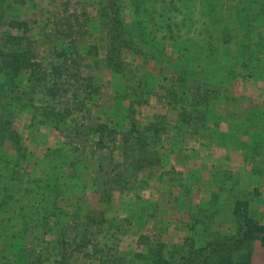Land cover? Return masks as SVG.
<instances>
[{"label": "rangeland", "instance_id": "1", "mask_svg": "<svg viewBox=\"0 0 264 264\" xmlns=\"http://www.w3.org/2000/svg\"><path fill=\"white\" fill-rule=\"evenodd\" d=\"M89 1L91 5L89 31L95 40H99L102 37V29L96 11L99 0ZM42 4L41 8L36 6L35 9H33L34 5L19 6L14 4L13 8L5 13V16L9 19L8 22L30 21V26L33 29L37 27V30L40 31V27L47 22L46 19L54 17L51 14L54 12L55 2L45 0ZM122 18L129 32L134 35L136 33L146 35L145 42L137 40V53L132 51L124 53L127 63L133 68L132 72L128 74L127 80L124 76H113L112 73L102 72V69H99L98 73L102 74H95L93 82L94 86L99 87L100 95L102 94L105 99L109 97L111 99L112 92L118 93L120 98H130L134 102L144 105L149 104L148 101L151 99L150 109H147L146 106L131 108L135 110L134 119L142 127L147 124L145 122L147 117L164 112L166 106L181 113L188 107L187 104L192 98V95L186 96L182 89H193L199 80L200 83L207 84V87L195 94H200L201 98L204 96L203 93H206L207 99L215 98L210 102V111L208 112L210 118L208 120L215 121L217 118L214 114L219 113L220 110L229 118L228 125L219 126L218 132L213 128V137L217 138L221 134L227 133L226 130L231 132V129L235 134H240L241 129L246 126L245 121L242 122V126L238 125L239 120L243 117L254 119L257 117L260 122L264 123V0H123ZM33 21H37L38 24L35 25ZM170 33L179 37L177 44L170 42ZM184 46H188L190 52L196 49L204 50L205 53L196 54V57H201L200 61L197 58L196 60L189 58L186 63V57L179 59L180 52L175 50L177 47ZM210 46H213V49ZM42 49H44L43 46ZM214 49L217 50V56H214V59L217 60L215 63L209 58H205L204 55L214 52ZM184 62L185 66H183ZM176 63L180 65L176 66ZM82 65L84 76H88L90 73L86 70L93 68L92 62L87 60L82 62ZM181 69L185 72L184 75H190V82L178 80L179 76L173 71H181ZM210 71L211 76L207 80ZM5 77L3 74L0 75V85L6 80ZM144 78L147 84L143 91L148 93L146 101L142 92L136 90L140 87V83H143ZM21 79L23 77H19L16 84ZM221 80L224 81L221 82ZM14 89L16 90V88ZM171 90H175L176 93L174 94ZM3 96L4 101L9 102L12 99L9 95ZM112 100L110 101L112 102ZM45 103L44 96H36L38 107ZM189 110L194 111L193 108H188ZM24 111L32 112L31 109ZM24 111L19 112L16 116L17 129H22V123L29 119L27 116H21ZM201 114L206 115L203 106H198L197 111L191 112V115ZM236 119L239 120L236 122ZM103 121L105 122V120L98 119V123H103ZM253 123L255 124V121ZM187 126L182 127L180 131L185 130L183 132L185 134ZM36 131L37 129L33 128L27 133L28 137L33 136L39 139L37 146L26 139V148L31 155L29 162L22 165L16 161L15 163H0V189L3 193L0 192L4 196L8 195L7 204L0 205V264H29L42 252L47 257L45 259L47 264H57L59 259L54 247L58 237L63 233L68 239L74 237L79 229L88 228L91 217L98 218L97 220L103 222L105 226L110 220L108 227L111 234L121 233L124 230L122 228L118 231L117 228L120 226L116 223L118 217H125L128 210L126 212L111 210V192L106 188L104 194L97 180L91 182L88 173H86L89 159L87 161L85 157L92 153L94 147L86 144V151L81 150L82 153L78 148L75 151V146L64 145L63 137H67L68 134V128L64 125L58 131L45 129L40 134L35 133ZM22 132L25 136L27 135L24 131ZM43 141L46 142V145H43ZM6 148L8 149L9 146ZM55 150H59V153H54ZM50 152L57 157L43 158L46 153ZM152 152H156V150L154 149ZM76 153L83 155L84 158L73 170ZM254 153L257 154V152ZM248 154L255 157L250 151ZM33 158L37 159L36 162L33 161ZM257 159L259 162H255L256 164L262 161L260 156H257ZM254 161L256 160H253L252 163ZM16 163L19 166L14 170L21 176L15 186H9L6 175L5 177L1 175L6 174L5 170L11 169L12 164ZM78 171L81 176L76 174ZM108 173L102 176L103 181L108 177ZM178 178L181 181V177ZM182 180L188 182L187 177ZM49 184L59 186V193L47 192L55 189H49ZM110 186L113 187L114 183ZM38 193H51L54 197L62 193L59 199L64 198V201L60 200L56 204L59 213L58 221H54L51 225H46L50 220L45 221L44 218L46 210L51 207L45 203L41 204L43 205L41 207L37 205ZM246 198L250 203L249 212L256 220L264 224V210H262L264 199L259 194L253 197L247 195ZM54 199L50 198V201ZM2 201L3 199L0 200V203ZM209 210L211 218L215 217L214 209ZM226 220L231 221L235 226V219L232 215ZM161 221L163 222V220ZM91 229L97 234L96 240L101 239L102 241V244L96 248L97 254L103 246L109 244L108 247H111L109 241L103 238L95 228ZM222 230L225 228L223 227ZM153 236L170 242L168 237L161 233ZM116 239L117 249L110 252L111 261L115 263L121 251L124 253L128 250L139 249L132 238L120 239L117 237ZM91 253L87 252L86 255L76 253L75 258H71V264H92L91 257H88V254L91 255ZM252 260L255 264H264V247L258 241L253 244Z\"/></svg>", "mask_w": 264, "mask_h": 264}, {"label": "trees", "instance_id": "2", "mask_svg": "<svg viewBox=\"0 0 264 264\" xmlns=\"http://www.w3.org/2000/svg\"><path fill=\"white\" fill-rule=\"evenodd\" d=\"M43 1L45 0H0V75L6 76V80L0 85V99H2L0 101V163H15L16 161L22 165L29 162L31 155L20 134L13 129V122L17 114L26 109L32 110V125L48 123L57 130L62 125L67 126V138H69V143L76 144L75 151L78 149L86 151L85 148L88 144L94 147L92 153L86 155V160H90L96 152L117 148L118 123L111 115L106 116L103 123H98V119L94 118V109L100 106L97 105L98 99H100V89L94 86L92 75L84 76L82 62L89 60L92 62L94 69L98 68L95 69L97 71L102 69V72H110L127 78L133 68L127 63L124 53L125 51L137 53L136 42L137 40L145 42L144 37L146 35L142 32V34L136 33L134 35L127 30L122 18L123 0H99L96 7L97 17L102 29V37L99 40H95L88 29L91 22L89 0H53L55 2L53 5L54 12L51 15L54 17L46 19V25L41 26L40 31L37 30V27L33 29L30 26V21L8 22L9 19L5 16V13L12 9L14 4L19 6L34 5L33 9H35L36 6L41 8ZM33 22H35V25L38 24L37 21ZM169 35H171L170 42L177 44L179 37L171 33ZM41 36L42 39H40ZM42 46L44 49H42ZM188 48V46H184L175 49L180 52L179 59L186 57V63L189 58H195V60L197 58L200 61L201 57H196V54L205 53L204 50L196 49L190 52ZM210 48L213 49V46H210ZM216 54L217 50L214 49V52L204 55L205 58H209L215 63L217 62L214 59V56H217ZM185 62L183 66L186 65ZM175 65L179 66L180 64L176 63ZM93 68L86 71L89 73L95 71ZM173 72L179 76L180 79L178 80L180 82L191 81L190 75H184L185 72L182 69ZM210 76L211 71L207 75V80L210 79ZM19 77H23V79L16 84ZM145 80L144 78L143 83H140V87L142 85L144 87H138L136 90L142 92L146 101L148 93L143 91L147 84ZM223 81L221 80V82ZM206 87L207 84L200 83L199 80L193 89H182L186 96L192 95V98L187 104L188 107L181 111L180 116L185 123L189 122L190 125H194L193 129L197 132L201 130L210 131L214 128L211 127V121H208L210 118L208 112L210 111V102L215 98L207 99L205 97L206 93H203L204 96L201 98L200 94H195V92H200ZM171 92L176 93L175 90H171ZM3 95H6V97L9 95L12 99L9 102L4 101ZM37 95L46 98V103L41 107L36 105ZM116 99L122 98L117 96ZM136 104H140V102ZM198 106L205 107L206 115H191V112L197 111ZM188 108H193L194 111H190L191 109L188 111ZM130 113L133 116L131 118V129L125 131L122 136L124 145H126L123 154H127L134 159L131 161L130 166H134V171L138 172L145 167H151L153 161L157 160L158 151L150 152L147 149L149 145L147 140L153 137L160 140L166 130V125L165 121H162L160 127L157 128L151 126L154 124H147L142 127L134 119L135 110L131 109ZM243 121H245L246 126L241 129L240 134H235L234 130L231 129L228 135V144L231 148L244 150L247 160L248 157L251 158V156H248V151L255 156L264 155V123L260 122L257 117L255 119L243 117L239 120L238 125L242 126ZM253 121H255V124ZM157 123L159 122L157 121ZM149 133H151L150 136H148ZM210 136H213L212 133ZM245 138H247V142L244 141ZM7 142L12 143L14 150L11 151L6 148ZM254 152H257V154ZM36 160V158H33L34 162ZM107 160L109 162L105 167L99 164L98 178H96L104 194L106 182L108 184L114 183V186L122 183L123 189L129 185L131 188V184L135 185V182H138L136 177L127 176L126 169H119V166L114 165V163L111 166L112 158ZM41 161L44 162V160ZM18 166L17 163L12 164L11 169L5 170L6 174L1 175L2 177L6 175L7 185L15 186L18 182L17 180L21 175L19 176V173L14 170ZM110 166L117 171L115 176H113V171H109ZM72 168L75 170V167L72 166ZM107 173L108 177L103 181L102 176ZM140 183H146V181L141 180ZM48 188L55 189L47 192L59 193L60 191V187L57 185L49 184ZM0 191L3 193L1 189ZM1 192L0 200L3 199V201L0 205L7 204L8 195L4 196ZM62 193L55 197L51 193H38L37 205L41 207L43 206L41 204L45 203L51 207L45 212V221L50 220L46 225L58 221L59 213L56 204L60 200L61 202L64 201V198L59 199ZM258 193L259 189L256 188L253 193L248 195L253 194V196H256ZM241 196L246 197L247 195L242 193ZM50 198L55 199L50 201ZM248 206L247 201L237 200L235 202L233 211L235 228L230 233L218 231L214 234L213 239L207 243L201 241L203 240L202 235L201 238L196 234L195 236H189L184 239L182 244L175 247L169 260L164 256V243L160 240L149 242L147 247L151 253L152 263L255 264L252 260L253 244L258 241L264 247V224L255 219L249 212ZM36 210L39 211L37 208ZM97 219L91 217L88 228L86 227L85 230L79 229L74 237L68 239L64 233L58 237L54 247L59 259L57 264H71V258H75L76 253L86 255L90 250L94 251L90 252L91 255L88 254V257H91L92 264L94 262L108 264L111 261L109 259L110 252L116 251L117 239L114 238L113 240V234L109 233V221L105 226L103 222ZM91 228H95L103 238H108L111 247L103 246L97 254L96 248L102 244V241L101 239L96 240L97 234ZM46 258L42 252L38 257L33 258V261L29 264H47L45 262Z\"/></svg>", "mask_w": 264, "mask_h": 264}, {"label": "crops", "instance_id": "3", "mask_svg": "<svg viewBox=\"0 0 264 264\" xmlns=\"http://www.w3.org/2000/svg\"><path fill=\"white\" fill-rule=\"evenodd\" d=\"M93 70L95 69L93 68ZM98 72L97 70L90 71L88 76L92 75L94 77ZM101 74V72L98 73V75ZM115 75L117 74H113V76ZM112 93V102L110 97L105 99L102 94L99 96L100 108L94 109L93 116L99 120H105L106 116L110 115L115 118L119 127L116 141L117 148L94 153V157L91 156V160L88 162L86 173H88L90 181H94L98 178L99 164L105 167L109 162L107 159L112 158L111 166H113V163L114 165L117 164L119 169H126L128 177H136L138 182H135V185L131 184L133 188H130L129 185L123 189L122 183L111 187V183L106 182L107 185L104 186V189L106 191V188H108L111 192V210L124 212L128 210L126 216L118 217L116 223L120 226L117 228L118 231L122 228L126 231L123 230L122 234L120 232L113 234L112 239L114 240L117 237L120 239L132 238L139 249L128 250L124 253L121 251L118 254L119 258L116 259V263L110 261L108 264H153L147 244L151 241L160 240L153 236L159 233L167 236L170 241L160 240L165 244L164 256L169 260L175 247L182 244L184 239L189 236H195L196 234L201 238L202 235L203 240L201 241L207 243L213 239L214 234L218 231L230 233V230H233L235 226L226 219L230 218L231 215L233 216L235 202L237 200L248 202L245 196H241L242 193L248 195L258 188L259 196L264 199V164H262L264 155L260 156L262 161L257 164L255 163L259 162L257 156L248 157L247 160L244 150L231 148L228 144L229 130H223L227 133L219 136L221 140L219 137L210 136L213 130L196 132L193 129L194 125H190L189 122L185 123L180 116V112H176L170 106H166L164 112L156 113L155 116L147 117V120H145L147 124H154L151 125L153 128L160 127V123L165 121L166 130L160 140L154 139V137L147 140L149 143L147 149L150 152L154 149L158 151L157 160L153 161L151 167H145L143 170L135 172L134 166H130L131 161L134 159L127 154H123L126 145H124L122 136L125 131L131 129V118H133L130 113L131 108L146 106L147 109H150L152 106L151 99L148 101L149 104H136L130 98L116 99L118 93ZM21 116H27L29 121L26 120L25 123H22V129H17L14 120L13 129L20 134L25 146L26 139L36 146L39 143V139L33 136L28 137L27 133L31 129L36 128L35 133L37 134L45 129L57 130L48 123L32 125V112L24 111ZM214 116L217 118L211 122L214 131L218 132V127L223 124L228 125L227 120L229 118L221 110L219 113H215ZM238 120L236 119V122ZM185 125L188 126L184 134L185 130H180ZM22 131L27 135L25 136ZM150 135L151 133L148 136ZM246 139H244L245 142H247ZM43 142V145H46V142ZM63 144L76 145L69 143L67 137H63ZM6 146H9V150H14L12 149V143L7 142ZM54 153H59V150H55ZM76 154L77 157L74 160L73 167L77 168L76 165L82 162L81 159L84 156ZM49 156L53 157L54 155L52 152L46 153L43 158ZM54 157H57V155ZM253 160L256 161L252 163ZM111 166L110 172L113 171V176H115L117 171L113 170ZM76 174L81 176L79 171ZM178 177H181V181ZM184 177L188 178V182L182 180ZM141 180L146 181V183L141 184ZM251 195L253 196V194ZM248 204V207H250L249 202ZM209 209H214L215 217L211 218ZM262 210H264V206ZM223 227L225 230H222ZM106 239L109 241L108 238ZM106 246H109V244ZM90 252L94 251L91 250ZM93 264L98 263L94 262Z\"/></svg>", "mask_w": 264, "mask_h": 264}]
</instances>
